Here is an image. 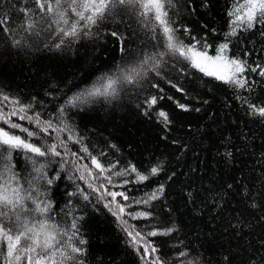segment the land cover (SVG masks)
Segmentation results:
<instances>
[{"label": "trees", "instance_id": "16d2710c", "mask_svg": "<svg viewBox=\"0 0 264 264\" xmlns=\"http://www.w3.org/2000/svg\"><path fill=\"white\" fill-rule=\"evenodd\" d=\"M235 3L236 0H178L173 26L180 29L177 35L185 44L200 41L209 45V55H215L220 44L228 43L230 57L245 59L250 66H264V23L253 29L240 27L236 36L229 35L234 18L228 13ZM20 7L35 9V4L33 0L27 3L0 0V17L7 15L11 28L23 22ZM169 15L173 13L170 11ZM185 28L190 32L185 33ZM113 31L128 37L127 53L120 52L118 38L110 35ZM93 32L99 34L81 39L62 51L46 50L43 45L48 40L34 38H30L31 48H13L0 32V110L10 112L15 107L12 99H17L22 104L33 105L29 115L39 113L42 120L51 118L55 123L58 109L74 93L101 75L115 73L122 65L134 63L142 51L152 50L142 43L145 33L131 16H118L98 29L93 28ZM20 35L25 34L18 33L17 38ZM245 75L250 82L255 81L251 92L204 77L186 62L168 58L162 69L163 79L150 74L142 90L128 86L111 104L101 102L85 106L83 111L69 108L66 112L67 122L101 163L116 164L114 171L134 165L140 173L149 175L146 181H138L135 173H128L113 176L112 185L102 178L93 182L104 183L109 191L124 192L129 197L124 200L117 196L116 200L130 205L123 218L136 230L145 233L153 228L177 229L168 236L149 238L160 250L157 254L162 259H172L173 264H179L175 255L185 248L193 256H202L204 264H246L249 252L264 242V219H261L264 217V122L250 117L240 99L246 97L253 103L264 104V78L258 72L249 71ZM152 83L158 84L162 91L152 88ZM151 96L158 98L157 104L145 116L144 100ZM179 104L190 110L180 109ZM159 111L168 114L171 125L165 127L156 115ZM12 120L38 130L34 123L18 116ZM0 126L26 136L3 122ZM61 136L67 138L66 133ZM43 139L52 142L47 136ZM68 146L72 152L85 156L80 163L95 171L87 155L80 152V144L69 141ZM229 149L233 153L231 158L226 155ZM22 156V152L13 153L16 170L23 180L31 169L20 162ZM154 166H159L161 171L150 175ZM57 172L61 178L48 193L54 204L55 220L68 226L71 216H65L61 209L71 200L72 214L82 217L80 237L86 241L83 247L87 250L84 264H146L141 253L128 243L130 238L116 216L104 206L111 197L99 200L100 194L93 193L68 166L61 171L58 164L50 165L49 175ZM69 175H73L72 180L68 179ZM124 180L128 183L124 184ZM161 185L163 194L150 205L134 203L146 199ZM77 186L89 193V201L79 194L69 196L77 192ZM245 190L251 199L241 194ZM219 196L223 199L219 200ZM253 202L256 207L251 206ZM112 208L115 210V205ZM140 211H151L153 217L132 219L127 214Z\"/></svg>", "mask_w": 264, "mask_h": 264}, {"label": "snow or ice", "instance_id": "6c2138e0", "mask_svg": "<svg viewBox=\"0 0 264 264\" xmlns=\"http://www.w3.org/2000/svg\"><path fill=\"white\" fill-rule=\"evenodd\" d=\"M24 2L27 3V0ZM33 2L35 9L20 7L23 22L16 28L8 26L10 18L7 15L0 17V32L5 34L13 48H31L30 38H34L47 39L48 42L43 45L46 50L62 51L81 39H90L98 35V32H93V28L98 29L100 25L124 15L136 19L145 33L142 43L152 50L142 51L134 63L122 65L115 73L103 74L91 85L74 93L58 109L55 123L51 118L42 120L39 113L29 115L33 105L22 104L17 99H12L15 107L10 112L0 110V122L8 125L9 129H17L26 134L22 136L0 127V264H84L87 250L83 247L86 241L80 237L79 220L82 217L72 214L71 200L65 209H61L65 216H71L68 226L64 227L55 220L54 204L48 193L61 176L59 172L49 175L48 169L54 163L59 165L61 171H65L66 166L74 169V172L79 174L77 179L85 181L93 193L100 194L99 200L111 197L104 206L116 216L122 230L130 238L128 243L141 253V259L146 261V264H173L172 259H162L157 254L160 250L149 238L168 236L177 229L153 228L145 233L136 230L135 226L128 225V221L123 218L126 208L130 205L121 204L116 200L117 196L124 200H128L129 197L124 192L109 191L104 183L97 185L93 182L102 178L107 184L112 185L113 176H124L128 173H135L138 181H146L149 175L140 173L134 165L128 169L114 171L116 164L101 163L99 157L89 152L83 138L75 133V129L67 122L66 112L69 108L83 111L85 106L101 102L111 104L120 98L121 91L128 86L142 90L150 74L163 79L162 69L168 64V58L186 62L190 68L197 70L204 77L249 92L252 91L251 84L255 81L250 82L245 73L258 72V75L264 78V66L260 64L250 66L245 59L230 57L227 55L228 43L220 44L214 56L208 54L207 49L210 46L206 43L196 41L185 44L177 35L180 29L173 26L175 23L173 16L178 14L176 11L178 0H33ZM170 11L173 13L172 16L169 15ZM228 15L234 18L230 36H236L240 27L253 29L258 23H264V0H236ZM184 31L190 32L187 28ZM18 33L25 35L17 38ZM110 35L118 38L122 54L129 51L125 46L128 37L116 31ZM134 35L133 33V38ZM197 45H200V48ZM180 71L183 72L184 69ZM168 83L171 84V81ZM151 87L162 91L158 84L152 83ZM3 99L9 100V97L3 96ZM157 99L156 96L145 98V116L148 115V110L157 104ZM240 99L247 106L250 117L264 122V104L253 103L246 97ZM178 107L184 111L190 110L184 104H179ZM156 115L165 127L171 125L172 121L166 112L159 111ZM16 116L20 120L34 123L38 130H30L14 122L12 117ZM52 133H55L54 138ZM62 133L67 134L66 139L62 138ZM44 136L52 142L48 143L47 139H43ZM34 139L39 142H33ZM69 141L81 145L80 152L87 155L95 171L88 164L80 163L85 156L72 152L68 146ZM14 152H22L20 162L31 169L23 180L20 172L16 170ZM232 154L231 149L226 153L229 158ZM160 171L159 166H154L150 169V175H157ZM68 179L72 180L73 175H69ZM123 183L127 184L128 181L124 180ZM228 188L231 189L232 185H228ZM163 191L164 187L161 185L148 194L146 199L136 200L134 203L150 205L163 194ZM77 194L85 201L90 199L89 193L79 186L77 192L69 193V196ZM241 194L252 198L247 190ZM218 199L222 200L223 197L219 196ZM112 205H115V210ZM251 206L256 207L254 202ZM127 214L132 219L153 217L151 211ZM175 259L179 260V264H204L202 256H193L187 248L178 251ZM246 264H264V242H260L249 252Z\"/></svg>", "mask_w": 264, "mask_h": 264}, {"label": "rangeland", "instance_id": "374dc122", "mask_svg": "<svg viewBox=\"0 0 264 264\" xmlns=\"http://www.w3.org/2000/svg\"><path fill=\"white\" fill-rule=\"evenodd\" d=\"M216 55V54H215ZM214 56V55H213ZM1 127V126H0Z\"/></svg>", "mask_w": 264, "mask_h": 264}]
</instances>
